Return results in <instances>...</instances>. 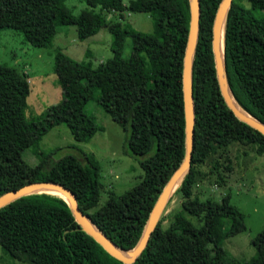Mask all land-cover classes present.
<instances>
[{
	"label": "trees",
	"instance_id": "trees-1",
	"mask_svg": "<svg viewBox=\"0 0 264 264\" xmlns=\"http://www.w3.org/2000/svg\"><path fill=\"white\" fill-rule=\"evenodd\" d=\"M67 0H0V28L20 30L37 47L51 45L59 26L75 25L84 40L106 27L117 39L130 37L142 59L115 56L101 61L76 60L56 50L53 70L61 98L39 119L24 113L30 93L24 72L0 64V195L30 182L63 185L79 209L117 247L138 243L150 212L186 151L182 89L190 0H84L89 9L74 15ZM222 0H199L200 17L192 60L191 88L194 139L190 166L152 231L141 254L124 263L109 254L76 221L64 197L34 192L0 208V246L5 254L28 264H264V229L251 239L255 249L241 262L224 241L243 231V213L226 194L220 201L193 195L199 165L216 154L228 157L233 143L256 145L264 153V135L237 118L220 92L212 49L213 23ZM94 8H99L95 11ZM145 12L152 32L117 21L112 12ZM116 39V40H117ZM226 81L237 103L264 124V0H232L224 25ZM95 100L125 132V152L138 158L144 171L131 189L113 192L100 203L99 164L92 154L39 150L42 136L67 124L76 141H87L97 129L86 104ZM37 148L33 165L23 158ZM218 165V162L215 164ZM170 203L173 206H168ZM166 221V222H164Z\"/></svg>",
	"mask_w": 264,
	"mask_h": 264
},
{
	"label": "rangeland",
	"instance_id": "rangeland-1",
	"mask_svg": "<svg viewBox=\"0 0 264 264\" xmlns=\"http://www.w3.org/2000/svg\"><path fill=\"white\" fill-rule=\"evenodd\" d=\"M127 4L128 0H123ZM66 5L77 15L90 7L84 0H67ZM98 11L99 8H94ZM121 22L141 32H152L153 20L149 13L124 10L107 14L108 24ZM106 27L84 40L77 37L75 25L59 26L48 47H37L29 43L20 30L0 28V64L24 72L30 84L24 113L27 119H39L48 106L61 98V87L53 70V57L60 49L73 59L91 62L97 66L110 57L123 56L142 59L130 37L117 39ZM85 111L94 119L97 129L87 141H76L67 124L49 129L41 138L38 149L54 150L52 157L59 158L66 153L83 157L92 154L99 164L101 183L100 203L113 192L122 194L142 179L144 171L138 158L125 152L126 132L98 105L89 101ZM256 145L233 143L229 146L228 157L231 168L226 171L228 159L216 154L198 166L200 174L193 189V195L201 199L220 201L226 194L230 203L244 215L246 228L225 239L224 248L237 260L249 261L255 249L251 239L264 229V153H255ZM37 148L23 152L24 160L33 165L37 160ZM216 162L218 165L216 166ZM173 206L172 203L168 206ZM166 222V221H164ZM0 264H28L13 259L0 246Z\"/></svg>",
	"mask_w": 264,
	"mask_h": 264
},
{
	"label": "water",
	"instance_id": "water-1",
	"mask_svg": "<svg viewBox=\"0 0 264 264\" xmlns=\"http://www.w3.org/2000/svg\"><path fill=\"white\" fill-rule=\"evenodd\" d=\"M232 0H222L218 10L216 12L215 20L213 23V38H212V49L214 54V62L216 75L218 80V85L220 92L224 98V101L228 107L232 110L234 115L240 120L244 121L251 127L255 128L264 135V124L251 116L246 112L238 103V105L244 110L246 114H243L237 110L232 102L234 99L229 86L226 81L225 68H224V47L223 54L221 56L219 52V35L221 26L225 25V19L228 7ZM200 17V4L199 0H190V21L188 38L183 59V71H182V89H183V101H184V115H185V144L186 151L185 156L180 164V166L174 171L162 191L160 192L151 212L148 220L145 224L143 233L134 248L131 250H123L117 247L111 240L102 233L99 228L87 217L78 207L75 195L67 187L60 185L55 182L41 181V182H30L18 189L10 190L2 195H0V208L7 203L15 200L18 197L31 194L34 192H47L48 190L57 191L62 197L66 199L71 207L73 215L76 221L79 223L80 227L90 236H92L102 247L113 257L124 262L132 263L141 254L145 248L149 237L154 230L165 206L174 190L180 184L182 178L187 172L192 157L193 139H194V109H193V97L191 88V73H192V60L193 53L196 45L198 26ZM223 41H224V31H223ZM228 88V90H227ZM230 93V95H229ZM235 100V99H234ZM236 101V100H235ZM237 102V101H236ZM179 184L176 185L178 180ZM94 225V228L89 226V223ZM120 251L127 252V256H123L119 253Z\"/></svg>",
	"mask_w": 264,
	"mask_h": 264
},
{
	"label": "bare ground",
	"instance_id": "bare-ground-1",
	"mask_svg": "<svg viewBox=\"0 0 264 264\" xmlns=\"http://www.w3.org/2000/svg\"><path fill=\"white\" fill-rule=\"evenodd\" d=\"M223 31H224V26H221L220 35H219V52H220L221 56L223 54ZM227 90H228V88H227ZM229 95H230V93H229ZM232 102H233L234 106L237 108V110H239V112H241L243 114H246L244 112V110L237 104V102L233 98H232ZM180 180L181 179L178 180V182L176 183V185L174 187H176L179 184ZM47 192L54 193V194H58V192L57 191H54V190H48ZM89 226L91 228H94V225L91 222L89 223ZM119 253L121 255H123V256H127V252H124V251H120L119 250Z\"/></svg>",
	"mask_w": 264,
	"mask_h": 264
}]
</instances>
